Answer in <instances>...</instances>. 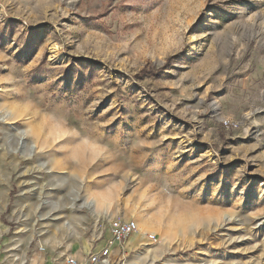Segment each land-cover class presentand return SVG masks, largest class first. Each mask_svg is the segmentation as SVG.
<instances>
[{"label": "rangeland", "instance_id": "obj_1", "mask_svg": "<svg viewBox=\"0 0 264 264\" xmlns=\"http://www.w3.org/2000/svg\"><path fill=\"white\" fill-rule=\"evenodd\" d=\"M106 219L119 264H264V0H0V264Z\"/></svg>", "mask_w": 264, "mask_h": 264}, {"label": "built area", "instance_id": "obj_2", "mask_svg": "<svg viewBox=\"0 0 264 264\" xmlns=\"http://www.w3.org/2000/svg\"><path fill=\"white\" fill-rule=\"evenodd\" d=\"M106 224L110 237L108 244L97 252L86 254L81 259L71 258L68 264H119L126 255V241L137 226L133 220L106 219ZM112 242H115V245H112Z\"/></svg>", "mask_w": 264, "mask_h": 264}, {"label": "bare ground", "instance_id": "obj_3", "mask_svg": "<svg viewBox=\"0 0 264 264\" xmlns=\"http://www.w3.org/2000/svg\"><path fill=\"white\" fill-rule=\"evenodd\" d=\"M84 205L90 207L91 209L93 208V206L91 205L90 202H87V203H85ZM94 212H95V211H94ZM136 231H137V227H136V230H135L131 235H133ZM113 243H115V242H112V245H113ZM112 245H111V246H112ZM114 245H115V244H114Z\"/></svg>", "mask_w": 264, "mask_h": 264}, {"label": "crops", "instance_id": "obj_4", "mask_svg": "<svg viewBox=\"0 0 264 264\" xmlns=\"http://www.w3.org/2000/svg\"><path fill=\"white\" fill-rule=\"evenodd\" d=\"M127 253V252H126Z\"/></svg>", "mask_w": 264, "mask_h": 264}]
</instances>
